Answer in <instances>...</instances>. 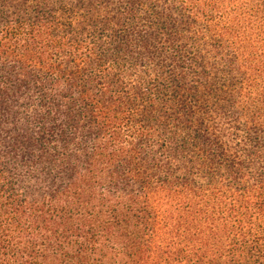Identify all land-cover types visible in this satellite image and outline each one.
I'll return each mask as SVG.
<instances>
[{"label":"trees","instance_id":"obj_1","mask_svg":"<svg viewBox=\"0 0 264 264\" xmlns=\"http://www.w3.org/2000/svg\"><path fill=\"white\" fill-rule=\"evenodd\" d=\"M0 264H264V0H0Z\"/></svg>","mask_w":264,"mask_h":264}]
</instances>
